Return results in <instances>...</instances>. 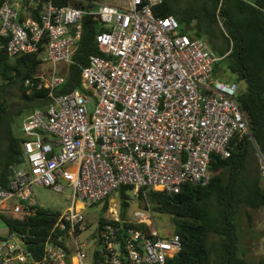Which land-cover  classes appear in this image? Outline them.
<instances>
[{
    "label": "built area",
    "instance_id": "built-area-1",
    "mask_svg": "<svg viewBox=\"0 0 264 264\" xmlns=\"http://www.w3.org/2000/svg\"><path fill=\"white\" fill-rule=\"evenodd\" d=\"M25 1L0 0V50L12 58L38 54L40 72L25 85L47 90L48 100L24 119L29 166H14L10 188L0 185V212L35 214L36 186L71 191V204L56 216L41 254L0 217V264H166L182 238L162 233L151 206L140 207L143 187L177 193L187 183L207 185L212 154L229 157L232 141L243 137L255 145L264 176L240 84L215 76L221 57L205 39L183 33L176 16L154 12L163 0L88 1L91 8L34 0L21 14ZM86 14L105 26L97 34L105 55H91L81 87L58 92L66 80L58 66L73 63ZM123 186L129 206L137 205L125 218ZM95 204L104 210L99 227L81 242L86 209Z\"/></svg>",
    "mask_w": 264,
    "mask_h": 264
},
{
    "label": "trees",
    "instance_id": "trees-1",
    "mask_svg": "<svg viewBox=\"0 0 264 264\" xmlns=\"http://www.w3.org/2000/svg\"><path fill=\"white\" fill-rule=\"evenodd\" d=\"M53 1L59 6L91 8L93 5L87 2L96 0ZM220 1L163 0L154 6V12L162 17L176 16L183 33L208 42L221 57L214 69L215 76L232 73L238 82L246 84L238 100L264 154V0H254L255 4L223 0L219 10ZM29 3L31 0L23 3L21 14ZM32 16L39 18L38 8L33 9ZM103 30L105 26L97 14L84 15L82 39L58 92L81 87L82 70L91 55H105L97 41V34ZM41 64L37 53L12 58L0 50V185L7 189L13 167L26 161L24 136L14 133L15 118L45 108L48 100L47 90L25 85L27 78L34 79L40 72ZM254 153L255 145L250 139L235 138L229 157L212 154L211 180L207 185L187 183L177 193L148 187L140 190V207L147 209L150 205L155 222L158 214L171 215L172 231L182 238L181 252L166 264H249L241 250L237 220L244 207L251 227V211L264 209V176L254 166ZM118 196L125 218L130 205L129 188L123 186ZM107 207L106 203L104 209ZM59 213L40 206L33 215L17 218L0 212V217L10 231L26 234L29 246L41 254L42 244Z\"/></svg>",
    "mask_w": 264,
    "mask_h": 264
},
{
    "label": "rangeland",
    "instance_id": "rangeland-1",
    "mask_svg": "<svg viewBox=\"0 0 264 264\" xmlns=\"http://www.w3.org/2000/svg\"><path fill=\"white\" fill-rule=\"evenodd\" d=\"M111 1V0H107ZM33 2V6H36ZM47 67V66H46ZM68 64H61L58 66V72L62 74L66 73ZM229 81H236L235 76L232 73H228L225 76H220ZM242 90L246 89V84L244 82H238ZM87 108L90 112L94 111L95 103H88ZM27 116H17L14 122V133L17 135L24 136L23 122ZM23 166L28 167V162L25 161ZM254 166L260 170V164L257 154L254 153ZM71 191L65 193H60L52 188L48 187H35V199L39 206L50 208L55 211L63 212L71 204ZM137 205L128 207L129 214H133V211ZM104 210L99 207L98 204L86 209L88 229L82 231L78 235V239L81 242L90 241L96 230L99 227L100 219L103 215ZM253 217V226L249 227L248 218L245 214V209L243 207L242 214L238 222V234L240 238L241 250L245 253L249 264H264V209L258 211H251ZM172 216L169 214H158L156 217V223L162 233H172Z\"/></svg>",
    "mask_w": 264,
    "mask_h": 264
},
{
    "label": "crops",
    "instance_id": "crops-1",
    "mask_svg": "<svg viewBox=\"0 0 264 264\" xmlns=\"http://www.w3.org/2000/svg\"><path fill=\"white\" fill-rule=\"evenodd\" d=\"M40 207V206H39ZM129 213V212H128ZM129 215V214H128Z\"/></svg>",
    "mask_w": 264,
    "mask_h": 264
}]
</instances>
